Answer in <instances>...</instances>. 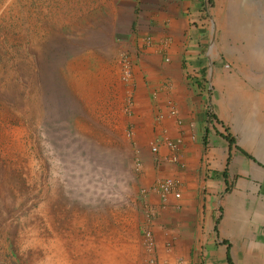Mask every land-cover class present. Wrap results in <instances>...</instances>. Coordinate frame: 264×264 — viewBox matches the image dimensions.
Returning a JSON list of instances; mask_svg holds the SVG:
<instances>
[{"label":"rangeland","instance_id":"1","mask_svg":"<svg viewBox=\"0 0 264 264\" xmlns=\"http://www.w3.org/2000/svg\"><path fill=\"white\" fill-rule=\"evenodd\" d=\"M124 2L0 0V264H146Z\"/></svg>","mask_w":264,"mask_h":264},{"label":"crops","instance_id":"2","mask_svg":"<svg viewBox=\"0 0 264 264\" xmlns=\"http://www.w3.org/2000/svg\"><path fill=\"white\" fill-rule=\"evenodd\" d=\"M123 1L134 189L179 184L134 204L159 215L156 263L264 264V0Z\"/></svg>","mask_w":264,"mask_h":264},{"label":"built area","instance_id":"3","mask_svg":"<svg viewBox=\"0 0 264 264\" xmlns=\"http://www.w3.org/2000/svg\"><path fill=\"white\" fill-rule=\"evenodd\" d=\"M131 76V69H130V63L129 60L125 57L122 58V63H121V78L125 81L127 79H130ZM126 111L130 112L129 105L126 107ZM171 115H176L174 111L170 112ZM163 142L168 146L170 150L175 149V145L171 142H169L166 139H163ZM150 151L155 152L156 147L151 145L150 146ZM174 160V159H173ZM178 181L172 180V179H162L160 181L155 182L149 189L146 191H142L140 194V203L144 202L143 200L146 198V196L149 193L155 194L158 199L161 201L163 204L168 196L173 197L174 199H178L180 194L178 191ZM144 205V204H143ZM144 214V220H143V226L141 228V245L142 248L144 249V252L147 254V259H146V264H157L156 260L154 258V240H153V235H152V230H151V221L154 218L153 213L151 210H146L143 211ZM165 264V263H162Z\"/></svg>","mask_w":264,"mask_h":264}]
</instances>
